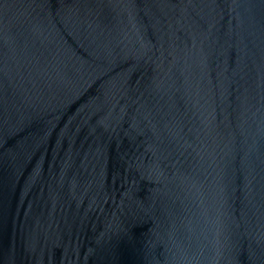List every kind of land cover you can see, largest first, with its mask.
<instances>
[{"label": "water", "instance_id": "1", "mask_svg": "<svg viewBox=\"0 0 264 264\" xmlns=\"http://www.w3.org/2000/svg\"><path fill=\"white\" fill-rule=\"evenodd\" d=\"M0 264H264V0H0Z\"/></svg>", "mask_w": 264, "mask_h": 264}]
</instances>
